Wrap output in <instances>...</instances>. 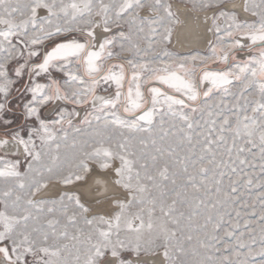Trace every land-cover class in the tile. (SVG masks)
<instances>
[{
	"label": "snow or ice",
	"instance_id": "snow-or-ice-1",
	"mask_svg": "<svg viewBox=\"0 0 264 264\" xmlns=\"http://www.w3.org/2000/svg\"><path fill=\"white\" fill-rule=\"evenodd\" d=\"M226 3L202 54L170 0H0V264H264V0Z\"/></svg>",
	"mask_w": 264,
	"mask_h": 264
},
{
	"label": "bare ground",
	"instance_id": "bare-ground-1",
	"mask_svg": "<svg viewBox=\"0 0 264 264\" xmlns=\"http://www.w3.org/2000/svg\"><path fill=\"white\" fill-rule=\"evenodd\" d=\"M245 0H238L236 2L228 3L227 9L234 10L240 13L241 17H245L247 14L243 12V4ZM173 6V11L177 13L180 24L176 25L175 32L173 35V46L181 53H188L190 49L197 48L198 50L206 51L207 44L201 39L199 41H195L193 39V32L197 34H202L203 29L198 28L197 25L199 21L195 19L196 17H203V13H197L192 10V7L187 4L173 1L171 2ZM11 151V147L8 149ZM97 179L105 180L108 182L109 193L111 194L115 189L111 185V173H105L100 171L99 169H95L93 173L88 177L86 184L81 182L77 185L78 189L82 193V198L84 200H91L93 198H103L101 195L104 192V185H97L95 181ZM60 189L59 185H54L53 195L58 194Z\"/></svg>",
	"mask_w": 264,
	"mask_h": 264
},
{
	"label": "rangeland",
	"instance_id": "rangeland-1",
	"mask_svg": "<svg viewBox=\"0 0 264 264\" xmlns=\"http://www.w3.org/2000/svg\"><path fill=\"white\" fill-rule=\"evenodd\" d=\"M173 1H177V2H181V3H184V4H187L188 6H190L191 7V5L193 4V3H195L196 2V0H170V3L171 2H173ZM236 1H238V0H227V3H226V6H227V4L228 3H232V2H236ZM172 48L173 49H175L176 51H178L174 46H173V44H172ZM179 52V51H178ZM181 53V52H180ZM125 54H127V53H125ZM202 54H204V53H202ZM59 78V77H58ZM40 82H42V83H46L47 82V79L46 78H44V77H42V78H40ZM64 104V103H63ZM65 106H67L68 108H71L72 106L70 105H65ZM49 109H51V108H46V109H43L42 110V112H43V115L45 116V117H49V118H51L52 116H53V113H54V110L52 111V114L51 115H48V111H49Z\"/></svg>",
	"mask_w": 264,
	"mask_h": 264
},
{
	"label": "crops",
	"instance_id": "crops-1",
	"mask_svg": "<svg viewBox=\"0 0 264 264\" xmlns=\"http://www.w3.org/2000/svg\"><path fill=\"white\" fill-rule=\"evenodd\" d=\"M64 102H58V104H63ZM58 105H51V106H49L48 108H56Z\"/></svg>",
	"mask_w": 264,
	"mask_h": 264
},
{
	"label": "water",
	"instance_id": "water-1",
	"mask_svg": "<svg viewBox=\"0 0 264 264\" xmlns=\"http://www.w3.org/2000/svg\"><path fill=\"white\" fill-rule=\"evenodd\" d=\"M70 106V105H69ZM55 108H51V109H49V111H48V115H51L52 114V111L54 110Z\"/></svg>",
	"mask_w": 264,
	"mask_h": 264
},
{
	"label": "built area",
	"instance_id": "built-area-1",
	"mask_svg": "<svg viewBox=\"0 0 264 264\" xmlns=\"http://www.w3.org/2000/svg\"><path fill=\"white\" fill-rule=\"evenodd\" d=\"M201 53H205L204 50H201ZM124 55H129V54H124Z\"/></svg>",
	"mask_w": 264,
	"mask_h": 264
}]
</instances>
